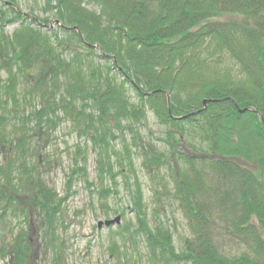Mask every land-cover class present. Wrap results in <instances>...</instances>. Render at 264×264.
Wrapping results in <instances>:
<instances>
[{
  "label": "trees",
  "instance_id": "1",
  "mask_svg": "<svg viewBox=\"0 0 264 264\" xmlns=\"http://www.w3.org/2000/svg\"><path fill=\"white\" fill-rule=\"evenodd\" d=\"M84 1L42 0L58 23L52 32L47 19L16 9L15 0L0 10V73L7 75L0 78V225L25 194L46 233L53 231L60 203L38 162L26 160L53 117L60 113L90 138L99 177L114 180L111 162H126L111 157L114 130L131 129L151 110L166 127L168 159L142 145V162L160 170L176 156L172 196L189 236L177 250L162 222L149 223L137 195L129 238L142 236L157 264H264V0H88L97 9ZM222 15L240 19H216ZM10 23L17 26L8 35ZM223 56L236 71L222 65ZM20 84L40 106L15 130L6 105L26 102ZM183 142L191 154L179 153ZM220 237L239 241L243 252L227 255ZM29 244L20 231L0 257L24 264Z\"/></svg>",
  "mask_w": 264,
  "mask_h": 264
},
{
  "label": "rangeland",
  "instance_id": "2",
  "mask_svg": "<svg viewBox=\"0 0 264 264\" xmlns=\"http://www.w3.org/2000/svg\"><path fill=\"white\" fill-rule=\"evenodd\" d=\"M4 1L8 0H0L1 11L5 10ZM15 1L16 9L35 19H47L48 22L42 23L48 27L49 32L58 29V23L52 14L45 11L42 0ZM84 4L90 9H97L88 0ZM216 19H240V16L222 15ZM15 26L16 23L6 24V33L10 35ZM67 48L62 50L66 57L72 55ZM73 48L78 49L76 46ZM221 61L222 65H228L236 71V66L230 59L223 56ZM6 77L2 71L0 78L3 82ZM17 88L19 96H25L26 102L19 109L12 107V104L6 105L10 110V124L15 130L21 128L23 116L33 106H40V101L24 92L23 84ZM124 124L119 130H114L115 137L109 141L112 159L126 161L111 162L116 174L112 180L107 175L99 177L96 171V147L90 138L83 134L79 136L68 119L60 113L58 118L53 117V121L44 127V140H34L31 151L26 156L27 162H38V171L55 190L56 199L60 203L53 231L46 233L47 224L32 198L25 194L18 195L15 198V215L11 213L12 215L5 216L0 225V248L3 245L10 246L14 236L23 231L30 241L24 264H157L149 258L143 237L137 236L132 240L125 231L126 227L136 221L132 208L134 196L139 195L149 223L153 226L162 222L172 234L176 249L180 250L182 241L189 236V230L178 202L172 196L176 156L171 157V165L166 163L160 170L152 162V171H148L150 165L142 162L145 154L142 145L152 146L168 159L169 150L164 143L166 127L158 123L151 110H147L146 116L135 122L131 129ZM134 142L137 148H134ZM195 142L199 143L198 139ZM126 146L129 149L128 156L124 151ZM12 151L8 153L11 155L10 159L15 158V152ZM179 153L191 154L185 142L179 147ZM83 156L86 162H81ZM4 157L0 153V161ZM128 157L132 162V171L127 165ZM155 194L159 197L156 198ZM118 215L119 224L108 227L103 224L98 227L99 221L113 219ZM218 239L227 255L243 252V245L234 238ZM9 259V255L4 259L0 257V264H12Z\"/></svg>",
  "mask_w": 264,
  "mask_h": 264
},
{
  "label": "water",
  "instance_id": "3",
  "mask_svg": "<svg viewBox=\"0 0 264 264\" xmlns=\"http://www.w3.org/2000/svg\"><path fill=\"white\" fill-rule=\"evenodd\" d=\"M120 222V215L114 217L113 219L105 220V221H99L98 222V227H101L103 224L108 227L114 224H119Z\"/></svg>",
  "mask_w": 264,
  "mask_h": 264
}]
</instances>
